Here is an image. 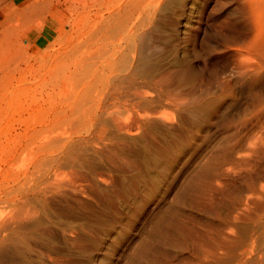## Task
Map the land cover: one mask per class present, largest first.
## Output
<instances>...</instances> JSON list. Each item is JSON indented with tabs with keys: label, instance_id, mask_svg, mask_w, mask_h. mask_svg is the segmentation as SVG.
Instances as JSON below:
<instances>
[{
	"label": "rangeland",
	"instance_id": "1",
	"mask_svg": "<svg viewBox=\"0 0 264 264\" xmlns=\"http://www.w3.org/2000/svg\"><path fill=\"white\" fill-rule=\"evenodd\" d=\"M0 264H264V0H0Z\"/></svg>",
	"mask_w": 264,
	"mask_h": 264
},
{
	"label": "bare ground",
	"instance_id": "2",
	"mask_svg": "<svg viewBox=\"0 0 264 264\" xmlns=\"http://www.w3.org/2000/svg\"><path fill=\"white\" fill-rule=\"evenodd\" d=\"M101 12V11H100ZM99 14V13H98ZM111 14V13H110ZM103 16V15H102Z\"/></svg>",
	"mask_w": 264,
	"mask_h": 264
},
{
	"label": "crops",
	"instance_id": "3",
	"mask_svg": "<svg viewBox=\"0 0 264 264\" xmlns=\"http://www.w3.org/2000/svg\"><path fill=\"white\" fill-rule=\"evenodd\" d=\"M44 37H46V35H45ZM46 38H47V37H46Z\"/></svg>",
	"mask_w": 264,
	"mask_h": 264
}]
</instances>
